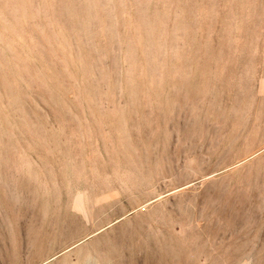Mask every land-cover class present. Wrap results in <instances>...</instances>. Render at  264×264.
Segmentation results:
<instances>
[{"label":"rangeland","instance_id":"rangeland-1","mask_svg":"<svg viewBox=\"0 0 264 264\" xmlns=\"http://www.w3.org/2000/svg\"><path fill=\"white\" fill-rule=\"evenodd\" d=\"M0 264H264V0H0Z\"/></svg>","mask_w":264,"mask_h":264}]
</instances>
